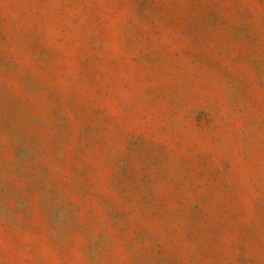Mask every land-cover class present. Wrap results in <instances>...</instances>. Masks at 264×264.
<instances>
[{
  "label": "rangeland",
  "instance_id": "rangeland-1",
  "mask_svg": "<svg viewBox=\"0 0 264 264\" xmlns=\"http://www.w3.org/2000/svg\"><path fill=\"white\" fill-rule=\"evenodd\" d=\"M0 264H264V0H0Z\"/></svg>",
  "mask_w": 264,
  "mask_h": 264
}]
</instances>
